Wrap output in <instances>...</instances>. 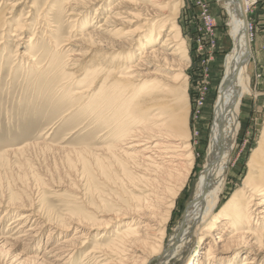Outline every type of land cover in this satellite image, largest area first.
<instances>
[{
  "label": "rangeland",
  "instance_id": "rangeland-1",
  "mask_svg": "<svg viewBox=\"0 0 264 264\" xmlns=\"http://www.w3.org/2000/svg\"><path fill=\"white\" fill-rule=\"evenodd\" d=\"M35 1L36 9L30 10L24 3L10 9L11 0H0V15L5 14L6 17L0 29V228L2 231L6 229L16 214L12 211L17 205L36 210L52 224L74 221L70 223L68 233H73L77 222L90 223L93 229L86 244L66 263L81 264L86 251L95 242L107 244L117 229L141 215L136 211L141 203L133 197L139 194L136 191L138 188L127 182L121 166L106 163L101 158L104 155L100 154L105 151L100 150L111 143L105 134L109 124L103 119L101 122L93 121L97 115L90 116L94 102L89 103V109L84 110L87 106L82 107L80 103L88 102V99L80 100L79 104L67 100L69 95L72 96L71 92L82 90L80 88L87 85L86 81L76 80L86 71L102 64L105 52L101 46L107 43H102L97 37L90 40L80 35L93 29L83 21L87 17L89 22L92 21L94 12H100V9H96L99 3L85 6L78 20L69 22L71 18L67 13L73 6L66 0H46L44 4V0H30L31 3ZM244 2L250 40L247 72L252 92L244 95L240 102L239 126L216 212L242 185L248 174L252 151L257 148L264 132V0ZM111 3L105 4L102 13L107 12ZM176 3L178 11L175 26L186 50L182 59L184 63L181 62L182 67L179 65L180 71L166 68L163 71L157 67V73H168L169 76L178 74L181 80H185L187 134L194 164L178 191L164 225L162 243L165 245L181 225L185 209L192 199L209 143L225 57L233 49L231 17L220 0H173V4ZM42 6L44 8L40 11L46 10L47 14L45 20L37 15ZM108 42L115 46L114 40ZM153 44L140 48L135 43L123 52L117 48L114 52L120 55L141 53L143 50L148 51ZM21 51L28 54L22 56ZM49 62L60 67L59 75L55 72L56 67H51ZM71 64L74 66L70 67ZM68 70L75 71L77 76L61 80L63 72ZM61 83L64 85L61 86ZM261 208L254 205L250 211L261 216L257 212ZM2 211H7V214L2 215ZM143 220L147 219L140 218V221ZM47 232V228L41 230L38 240L30 245L0 244V264H47L51 261L48 257H42L43 262L38 260L42 256L44 243L51 240ZM102 233L104 236L98 238ZM212 234L218 235V231ZM214 235H208L204 245L201 241H195L189 251H183L181 256L168 264H181L187 252L190 258L201 251L202 246L205 248L202 250L201 264H242L246 261L264 264V236H260L263 244L257 245L246 244L245 235L244 239H230L227 243L229 250L224 252L212 244L215 242ZM144 243L134 245L131 249L133 253L130 254L137 260L135 264H156V257L149 258L151 255ZM210 245L212 250L208 255ZM62 261L57 260L55 264H62Z\"/></svg>",
  "mask_w": 264,
  "mask_h": 264
},
{
  "label": "bare ground",
  "instance_id": "bare-ground-1",
  "mask_svg": "<svg viewBox=\"0 0 264 264\" xmlns=\"http://www.w3.org/2000/svg\"><path fill=\"white\" fill-rule=\"evenodd\" d=\"M220 1L231 17L233 49L225 57L224 75L215 103L209 143L195 182L192 199L185 209L181 225L175 229L165 245L162 243L164 225L170 216L178 191L187 180L194 164V154L187 134L185 80H181L178 74L169 76L168 73H157V67L162 70L166 68L180 71L183 66L181 62L186 50L175 26L177 3L173 4V0H66L73 6L67 13L71 18L69 22H75L85 6L99 3L100 6L96 9H100V12H94L92 21H88L89 17L83 21L87 27L93 29L80 35L90 40L97 37L102 43H107L101 46L105 52L102 64L86 71L76 80L86 81L87 85L80 88L82 90L71 92L75 97L72 99L69 95L67 100L79 104L80 100L88 99V102L80 103L82 107L94 102V108L97 110L91 107L93 114L90 113V116H98H94L93 121L99 122L103 119L109 124L108 130H104L111 143L100 150L105 151L100 154L104 155L101 158L106 160V163L121 166L127 182L138 188L136 191L139 194L133 197L141 203L140 207L136 208L141 215L117 229L107 244L95 242L86 251L81 264H135L137 260L132 257L131 249L134 245L140 246L141 242L147 244L151 255L149 258L156 257V264H168L181 256L183 251H189L195 241L206 244L207 236H213L212 232L215 230L218 235H214L215 242L212 244L224 252L229 250L227 243L230 239H244V235L246 244H263L260 236H264V132L261 139L259 138L257 148L252 151L248 174L244 177L242 185L219 211H215L220 201L239 126L240 102L244 95L252 92L247 72L250 40L245 2ZM45 2L46 0L43 4ZM109 2L112 3L107 7V12L102 13L105 4ZM21 3L27 4L30 10H35L37 6L36 1L31 3L30 0H11L10 9ZM43 8L42 6L39 9L37 15L45 20L46 10L40 11ZM4 15H0V29L5 24ZM18 40H21V37ZM112 40L115 41L116 47L108 42ZM135 43H138L140 48L154 44L148 51L143 50L141 53L120 55L114 52L115 48L123 52ZM26 54L28 53L22 52L21 55ZM48 64H52L51 67L54 65L55 72L60 74L59 66L54 62ZM177 65L178 67L174 68ZM149 67L155 68L145 70ZM63 75L61 80H70L77 76L75 71L69 70L63 72ZM62 85L64 84L61 83ZM87 109L88 106L84 107V110ZM254 205L263 207L257 211L261 216L254 214L253 210L250 211ZM14 208L12 212L16 214L6 229L2 231L0 228V244H33L38 240L41 230L47 228L51 240L44 243L42 256L38 257L41 262L44 261L42 257H48L51 261L47 264H55L61 259L62 264H66L67 260L86 244L93 229L90 223L76 221L73 233H68L70 223L74 221L52 224L47 219L44 220L36 210L23 205ZM2 212V215L7 214V211ZM144 217L147 220L140 221V218ZM49 224L50 227H47ZM243 228L244 231H241ZM103 236L102 233L98 238ZM149 240L151 242H148ZM203 247L190 258L187 252L181 264H201ZM211 247L210 245L207 250L208 255L211 254ZM251 263L246 261L242 264Z\"/></svg>",
  "mask_w": 264,
  "mask_h": 264
}]
</instances>
